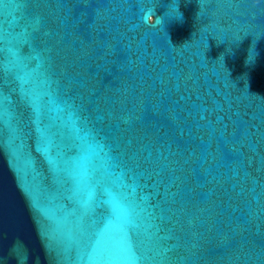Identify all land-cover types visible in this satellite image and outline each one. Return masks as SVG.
Returning a JSON list of instances; mask_svg holds the SVG:
<instances>
[{"label":"water","instance_id":"obj_1","mask_svg":"<svg viewBox=\"0 0 264 264\" xmlns=\"http://www.w3.org/2000/svg\"><path fill=\"white\" fill-rule=\"evenodd\" d=\"M0 264H264V0H0Z\"/></svg>","mask_w":264,"mask_h":264}]
</instances>
